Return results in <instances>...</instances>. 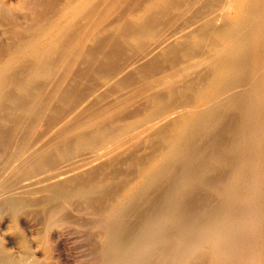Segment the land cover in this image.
Wrapping results in <instances>:
<instances>
[{"label": "bare ground", "instance_id": "obj_1", "mask_svg": "<svg viewBox=\"0 0 264 264\" xmlns=\"http://www.w3.org/2000/svg\"><path fill=\"white\" fill-rule=\"evenodd\" d=\"M0 26L11 40L0 42V264H44L48 227L20 217L45 219L55 201L97 195L122 154L148 180L186 154L217 110L250 113L254 100L253 137H264V69L252 91L237 92L258 39L264 66V0H0Z\"/></svg>", "mask_w": 264, "mask_h": 264}, {"label": "rangeland", "instance_id": "obj_2", "mask_svg": "<svg viewBox=\"0 0 264 264\" xmlns=\"http://www.w3.org/2000/svg\"><path fill=\"white\" fill-rule=\"evenodd\" d=\"M28 3L32 6V0ZM32 14L28 7L14 19L24 25ZM1 30L0 26V42L8 44L11 40ZM254 44L250 76L237 92L250 90L263 72L262 41ZM140 100L136 99L142 105ZM255 101L250 113L244 104L217 110V120L191 139L186 154L170 158L147 182L137 179L138 167L127 160V153L122 154V162L113 163L116 169L108 168L109 175L104 174L115 181L97 195L55 201L54 213L45 219L37 212L23 214L20 219L30 220L33 230L48 227L51 236L44 264H264V137H253L260 131L261 119ZM249 135L252 138L247 140ZM151 151L147 144L136 150L141 160ZM98 171L104 178L101 173L106 172ZM128 181L136 187L125 190ZM108 236L119 245L118 252L108 245ZM54 239L59 241L57 246Z\"/></svg>", "mask_w": 264, "mask_h": 264}]
</instances>
